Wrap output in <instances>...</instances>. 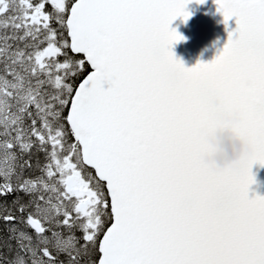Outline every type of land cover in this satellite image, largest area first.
I'll use <instances>...</instances> for the list:
<instances>
[{
  "label": "snow or ice",
  "instance_id": "1",
  "mask_svg": "<svg viewBox=\"0 0 264 264\" xmlns=\"http://www.w3.org/2000/svg\"><path fill=\"white\" fill-rule=\"evenodd\" d=\"M193 2L0 0V264H264V0H213L227 40L186 67ZM232 111L253 152L215 174Z\"/></svg>",
  "mask_w": 264,
  "mask_h": 264
},
{
  "label": "water",
  "instance_id": "2",
  "mask_svg": "<svg viewBox=\"0 0 264 264\" xmlns=\"http://www.w3.org/2000/svg\"><path fill=\"white\" fill-rule=\"evenodd\" d=\"M187 10L191 13L188 21L184 23L177 18L171 27L185 37V40L174 45L173 51L186 67H191L197 60H212L226 42L227 32L222 22L223 16L217 12L213 0H206L203 4L193 2ZM229 27H235L234 19L229 21ZM252 172L256 183L251 185L249 196L254 193L264 196V167L254 165Z\"/></svg>",
  "mask_w": 264,
  "mask_h": 264
},
{
  "label": "clouds",
  "instance_id": "3",
  "mask_svg": "<svg viewBox=\"0 0 264 264\" xmlns=\"http://www.w3.org/2000/svg\"><path fill=\"white\" fill-rule=\"evenodd\" d=\"M214 106L218 107V105ZM215 121L217 126L214 129L204 130L202 133L206 151L200 155L199 163L215 174L225 171L235 172L241 162L252 155V142L247 136H238L232 131L240 125L237 112H217Z\"/></svg>",
  "mask_w": 264,
  "mask_h": 264
}]
</instances>
